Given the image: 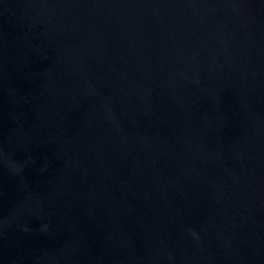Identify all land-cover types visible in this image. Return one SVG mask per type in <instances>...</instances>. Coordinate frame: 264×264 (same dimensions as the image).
<instances>
[{
	"label": "water",
	"instance_id": "1",
	"mask_svg": "<svg viewBox=\"0 0 264 264\" xmlns=\"http://www.w3.org/2000/svg\"><path fill=\"white\" fill-rule=\"evenodd\" d=\"M0 264H264V0H0Z\"/></svg>",
	"mask_w": 264,
	"mask_h": 264
}]
</instances>
